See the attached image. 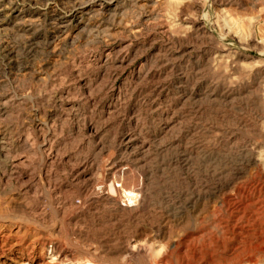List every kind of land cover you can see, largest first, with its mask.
<instances>
[{
    "label": "rangeland",
    "instance_id": "1",
    "mask_svg": "<svg viewBox=\"0 0 264 264\" xmlns=\"http://www.w3.org/2000/svg\"><path fill=\"white\" fill-rule=\"evenodd\" d=\"M50 130L60 154L124 165L145 201L100 199L27 154L22 178L0 180V264H264V0H0V159Z\"/></svg>",
    "mask_w": 264,
    "mask_h": 264
},
{
    "label": "bare ground",
    "instance_id": "2",
    "mask_svg": "<svg viewBox=\"0 0 264 264\" xmlns=\"http://www.w3.org/2000/svg\"><path fill=\"white\" fill-rule=\"evenodd\" d=\"M77 9V8H76ZM70 12V11H69ZM74 10H73V14H74ZM75 16V15H74ZM60 29H64L62 31H65L66 29V25L61 26ZM64 37V36H63ZM62 38V37H61ZM117 54L116 56H113L112 58H114V62L121 67V65L123 66V71L126 73V69L128 68V66L125 64L127 61V57H128V53L126 48L122 49L120 51H116ZM113 54V53H112ZM110 54L107 53L106 57H108ZM115 55V53H114ZM111 58V57H109ZM108 59V58H107ZM93 60V59H92ZM135 60V59H134ZM133 60V61H134ZM91 61V60H90ZM143 62V61H142ZM141 62V63H142ZM113 63V62H112ZM144 63V62H143ZM77 64V63H76ZM80 64V63H79ZM146 64V63H145ZM132 65V64H131ZM130 65V66H131ZM74 66V62L73 65ZM79 66V65H78ZM127 66V67H126ZM80 68V66H79ZM143 65H139V67L136 69V71L134 73H131V75H128L126 77L130 78L131 80H133L134 78H141L142 76L146 75V72H143ZM148 68V67H147ZM148 70V69H147ZM145 70V71H147ZM133 71V70H132ZM150 71V70H149ZM76 75H74L75 77L73 78L74 83L76 84V86L78 87L77 89H80V76H78L80 69L76 70ZM124 73V74H125ZM144 74V75H143ZM77 76V77H76ZM148 76V75H147ZM146 76V77H147ZM145 78V77H144ZM143 78V79H144ZM127 81V80H126ZM136 81V80H135ZM64 82V81H63ZM72 82V80H71ZM128 82V81H127ZM132 83V82H131ZM133 84V83H132ZM125 85V84H124ZM129 85V84H128ZM126 85V86H128ZM136 85V84H135ZM88 86V84H87ZM133 87V86H132ZM131 87V88H132ZM127 89V88H126ZM135 89V88H134ZM111 90H113V93L116 95L115 97L117 98V101L121 99V96L124 95L126 93L125 89L123 91L122 87H112L111 86ZM133 90V88L131 89ZM77 92L76 88L73 87H67L64 94L65 96H67L66 98H68L67 101V116H73V104L70 101L69 97H75V93ZM127 94V93H126ZM125 94V95H126ZM78 95V94H77ZM64 97V96H63ZM64 100V99H62ZM67 100V99H66ZM75 100V99H73ZM72 100V101H73ZM115 100V99H114ZM147 102V101H146ZM142 103V102H141ZM65 108V107H64ZM78 110V109H77ZM64 111V110H63ZM77 113V112H76ZM78 114V113H77ZM66 118V117H65ZM74 118V117H73ZM68 119V118H67ZM79 119V118H78ZM76 120V127L79 128L80 126V122L78 123L79 120ZM86 124V123H85ZM44 125V124H43ZM41 124H37V127L40 128ZM87 127V129H89V131H93V126L89 123H87L85 125ZM85 127V128H86ZM38 129V128H37ZM80 130V129H79ZM47 133V132H46ZM90 133V132H89ZM34 134V133H33ZM56 133H54L52 130H50L47 134L45 135H41L42 138V143L38 144L36 147V143L38 142V137L36 135L30 136V135H25L24 137H22V139H20L18 141V144L14 146L13 148V155L9 158H6V161H2L0 159V180H5L9 181L12 179H18V178H22L25 174L23 173V169L25 166H28L29 164V154L31 155V153L40 151V152H46L45 153V158L48 159L49 161H64L65 164L70 165L71 171L74 173V177H75V181H80V179H87L89 180L91 183H93V188L95 189V191L97 190V192H94L97 194L98 197H100V199L102 198L103 200H112L113 202H115L117 205L123 207V208H127L129 210H134L137 209L139 206H141L144 203V194L142 193V190L139 187H134L132 186V181H130L132 184H130L129 186L124 184V180L122 179L123 176L127 173H125V169L123 168L122 165L120 164H116L117 162H115V164L110 163V165L106 166L103 165L101 168L98 167H94L93 163L88 161L85 157H80V153L79 154H72V155H67V154H60L59 153V139L58 137L55 135ZM134 133H126L123 135L122 139L125 143L126 146H128L129 148H131L132 146H134V141L136 140L134 137ZM136 136V135H135ZM98 141V140H97ZM143 142V141H142ZM143 143H141L142 145ZM140 142L138 146H141ZM143 147V145L141 146ZM66 148V147H65ZM136 148V147H133ZM7 148H6V144L4 139L0 140V154H4L6 152ZM39 153V152H38ZM7 154V153H6ZM28 154V155H27ZM83 156V155H82ZM3 157L5 158V156L3 155ZM8 157V156H7ZM3 159V158H2ZM114 160V159H113ZM108 161V160H106ZM94 162V161H93ZM122 162V161H120ZM3 163V165H2ZM108 163V162H106ZM126 165V164H125ZM8 166V167H7ZM2 167H4V169L8 170V172H6V170L2 169ZM7 167V168H6ZM136 170V169H135ZM143 171V170H142ZM99 173V174H98ZM131 173V171H130ZM129 173V174H130ZM107 174H110L109 176L111 178L110 179V184L108 186V188L106 187V189H108L107 191L102 190L101 188V184L102 181L104 179H106ZM132 174V173H131ZM130 174V175H131ZM130 177V176H129ZM133 177V176H131ZM127 178V177H126ZM125 178V179H126ZM131 179V178H130ZM34 180V177L31 176H27V189L28 190H34L33 187L31 186V182ZM139 180V179H138ZM141 180V179H140ZM142 181V180H141ZM37 182V181H36ZM136 182V181H135ZM128 183V182H127ZM24 184V183H23ZM138 184V183H137ZM143 184V183H142ZM141 185V183H140ZM142 186V185H141ZM58 187V186H57ZM56 187V189H57ZM143 187V186H142ZM56 197V196H55ZM137 212V211H136ZM14 217L11 218H6L5 216V220H7L8 222H10V224H12V219ZM3 218L0 217V221H2ZM18 222V221H17ZM4 224V223H3ZM53 225V224H52ZM11 226V225H9ZM2 229V228H1ZM51 243V242H50ZM55 249L59 248V244L57 245L55 243ZM61 246V245H60ZM61 248H63L61 246ZM48 250V249H47ZM50 250V249H49ZM48 250V251H49ZM67 251L65 249H60L58 252H63ZM57 252V253H58ZM66 253V252H64ZM42 254V253H41ZM59 255V253H58ZM63 256H65V254H62ZM85 256V255H84ZM87 257V256H86ZM90 257V256H89ZM37 260V259H36ZM64 260V259H63ZM82 260V259H81ZM95 260V259H94ZM35 261V260H34ZM101 261V260H100ZM78 263V262H77ZM37 264H59V263H53V262H49V261H44L43 256H40L38 258ZM80 264H103V263H96L94 261H92L91 259H83V261L80 262ZM107 264V263H106ZM109 264V263H108Z\"/></svg>",
    "mask_w": 264,
    "mask_h": 264
}]
</instances>
